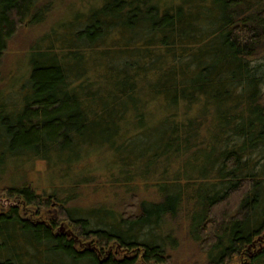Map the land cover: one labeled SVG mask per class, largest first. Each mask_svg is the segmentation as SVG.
I'll list each match as a JSON object with an SVG mask.
<instances>
[{
  "label": "trees",
  "instance_id": "obj_1",
  "mask_svg": "<svg viewBox=\"0 0 264 264\" xmlns=\"http://www.w3.org/2000/svg\"><path fill=\"white\" fill-rule=\"evenodd\" d=\"M39 1L0 0V65L18 28L40 21ZM102 3L80 30L66 31L78 47L66 43L61 55L30 49L21 105L0 103V175L37 160L69 175L94 150L155 167L161 151L182 156L201 143L199 120L189 126L184 111L176 115L184 104L199 113L211 107L219 160L200 182H163L162 200L143 202L129 217L68 207L72 197L57 190L45 201L31 186H11L5 195L21 206L0 213V264H166L178 245L169 226L182 210L206 264H264V168L255 172L252 156L264 155V0ZM150 106L165 116L146 127ZM133 130L155 141L136 151ZM229 134L238 141L222 142ZM27 206L38 209L36 220L23 215ZM62 223L77 236L59 231ZM91 239L99 249L75 248ZM105 250L114 254L100 259Z\"/></svg>",
  "mask_w": 264,
  "mask_h": 264
},
{
  "label": "rangeland",
  "instance_id": "obj_2",
  "mask_svg": "<svg viewBox=\"0 0 264 264\" xmlns=\"http://www.w3.org/2000/svg\"><path fill=\"white\" fill-rule=\"evenodd\" d=\"M102 5V0H40L37 4L39 8L37 16L40 17L38 19L40 21L20 26L7 43V49L0 65V103L6 105L7 108H17L21 105L23 98L17 94L21 93L19 91L21 84L28 80L30 49L35 47L44 50L48 47H53L52 49L58 55H61L63 53H60V50L66 43L78 47L80 43L76 41L77 35L68 37L69 34L73 32L72 29L80 30L86 16L94 9H99ZM40 11L42 13L41 16ZM76 16L80 18V23L76 22ZM54 36V39H50ZM62 36H64L63 39H61ZM112 38L108 37L109 42ZM88 54H93L92 49L85 51V56ZM260 58L258 57V61ZM90 73L92 78L96 71L91 69ZM184 106H186V109ZM179 110L181 113L177 112L176 115L180 116L182 111H184L189 126H192L195 120H199V123H194L193 125V128L200 127L197 131L201 142L199 144L197 142V149L199 150L197 152L199 153H193L197 149L191 152H186L187 150L185 149V153L182 156H174L173 153L170 155L169 152L161 151L154 161L155 167L150 166L148 168L143 165L144 163L140 166L135 165L134 162L132 164L126 160V157L119 160L118 157L106 150H94V154L84 158L81 165L74 168L73 171H70L72 170L70 168L68 170L69 175L63 172L61 168H51L46 161L42 160L21 163L16 168L6 166L4 174L0 175V213L10 206H21L19 201L5 195V192L11 186H31L36 195L45 201L47 200L45 197L49 198L54 192L53 190H57L58 194L62 195L61 197L59 196L60 198L72 197L68 207H100L129 217L138 214L143 202L158 203L162 200L161 188L164 187L163 182L172 184L179 182L181 186L190 181L200 182L207 173L212 172L213 167L219 160L218 150L220 147L216 142L218 141L219 133L215 129V117L211 107H207L202 113H199L196 110H190V106L184 104L181 105ZM195 111L198 114H194ZM8 112L10 111L8 110ZM144 114L146 127L155 126L154 120L163 121L165 116V113L157 112L155 106H150ZM158 129L155 133L160 131V127ZM134 131H131L128 139L133 138L131 140H133V147L136 151L149 147L148 144H152V141H155V139L150 137L147 142L145 136L139 137V135H144L142 132L134 134ZM221 141L229 144L238 140L233 134H229L223 139L221 138ZM178 146L181 148L186 147V145H180L179 143ZM252 156L259 158L258 166L254 170L258 172L262 165L264 168V155L257 151ZM202 182H205V180ZM167 186L170 185L167 184ZM48 206V211L43 210L41 212L47 211L49 214L55 212L53 204L51 205L49 202ZM37 210V208L27 206L22 208V213L25 218L33 217L36 220L38 218L35 216ZM177 216L179 217L169 226V231L178 240V245L170 252L169 260L166 264H206L204 253H201L203 251L188 238L187 233L190 222L186 211L182 210ZM169 223H172V221L169 220ZM173 226L175 227L174 229ZM58 230L68 231L73 236H77L66 223L60 224ZM163 231L166 232L165 230ZM82 244H75V248H98L94 246L95 243L92 239ZM110 252L114 254V251L105 250L98 257L103 259ZM116 256L117 258L121 257V255Z\"/></svg>",
  "mask_w": 264,
  "mask_h": 264
}]
</instances>
